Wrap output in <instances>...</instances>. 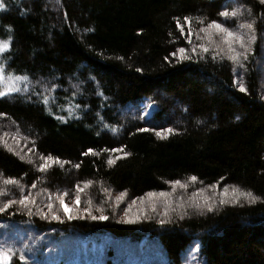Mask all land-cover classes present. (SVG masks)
Masks as SVG:
<instances>
[{
  "label": "trees",
  "instance_id": "1",
  "mask_svg": "<svg viewBox=\"0 0 264 264\" xmlns=\"http://www.w3.org/2000/svg\"><path fill=\"white\" fill-rule=\"evenodd\" d=\"M48 1L0 0L5 6L0 10V40L11 37L10 51L0 54L6 74H27L33 86L36 81L57 85L50 93L55 96L51 113L31 92L0 98L4 114L0 134L8 132L9 140L15 136L14 140L26 141L35 156L28 162L0 144V189L6 193L0 204L20 198L19 189L3 184L9 178L24 186V194L35 195L42 189L57 194L92 180L100 198L107 189L137 199L148 192H167L171 181L196 176L199 184L248 191L255 200L190 213L168 226L151 222L133 226L110 219L61 226L27 216L23 209L13 214L18 205L0 214V222L29 223L39 234L55 229L118 239L158 238L172 261L200 237L205 264H264V75L258 64L264 55V4L260 0H52L53 9ZM236 10L237 17H232ZM222 11L229 17H221ZM184 17L191 18L194 33L213 20L233 30L240 20L254 22L251 34L256 41L244 67L225 56L213 60L214 52L202 50L192 61L179 62L171 53L179 47L191 48L185 40ZM174 18L184 25L183 35ZM192 40L202 43L195 35ZM236 81L246 93L239 91ZM145 101L157 106L151 120L142 118ZM67 104L73 105L74 116L64 123L55 117L68 116L58 107ZM168 127L175 131L167 139L137 130ZM106 148L123 152L102 151ZM88 149L98 155H82ZM41 155L70 163H55L40 172L45 162ZM109 156L115 160L112 165L107 164ZM12 264H19L18 256Z\"/></svg>",
  "mask_w": 264,
  "mask_h": 264
},
{
  "label": "rangeland",
  "instance_id": "2",
  "mask_svg": "<svg viewBox=\"0 0 264 264\" xmlns=\"http://www.w3.org/2000/svg\"><path fill=\"white\" fill-rule=\"evenodd\" d=\"M48 3L53 9L55 8L52 0H49ZM239 23L245 22L240 20ZM208 31L209 33H215L214 29H209ZM243 31L248 32L247 29ZM201 35L205 36V39L201 40V42L208 46L211 52H218L219 55L217 56H225L226 45H221L220 49L215 46V42L220 40L218 34L211 36L212 43H209V38L206 34L201 33ZM254 41H251L248 48L255 43ZM258 64L261 68V74L264 75V55L259 59ZM0 86L4 87L3 85ZM148 103L150 102L145 101L143 103L144 120H151L157 111V106L154 104L152 108L145 107ZM148 112L151 115L145 116V113ZM5 140L17 156H22L28 162L33 161L35 156L29 151L26 141L22 142L13 138L9 140L6 137ZM47 163L49 169L53 162L47 161ZM181 184H187V188L172 184L167 191L170 194L167 197H161L157 193L154 197L145 196L143 200H139L130 199L126 194L122 198L123 202L118 207L116 206V198L120 194L108 191L104 192L102 190L103 198H100V195L97 196V193L94 191V185L92 184L85 188V191L81 194L82 202L76 209L78 218L72 220H68L64 215L63 211L59 208V201L55 199L56 194H53L51 201L54 204L53 211L58 212L63 222L51 219V212L45 207L48 202L46 195H37L35 196L36 204L31 206L33 212L31 217L41 218L44 223H55L61 226L72 225L73 222L77 221L97 222L100 220H92L91 216L86 215L84 209L91 207L93 215H100L99 208L102 206L104 208L103 214L107 215L108 219L122 224L140 226L151 222L156 226H168L172 225L178 218H184V216L190 213L199 214L209 211L208 204L205 203V198L208 196L212 197L208 203L212 205L213 209H217L223 206V204L227 205L236 202L233 197L234 188L229 187L228 195L223 196L224 187L219 185L217 189L213 190L208 188V186L191 180L181 182ZM81 187L83 188L84 184ZM101 188L103 189L104 187ZM200 188H204L205 191L198 192ZM214 191L215 195H213ZM68 192L69 196L66 197V202L72 204L75 188L73 190L69 189ZM7 193L9 192L7 191ZM237 195L239 196V194ZM38 197L40 198L39 200H42L43 197L45 198L40 202ZM221 199L226 200L227 203L221 204ZM244 199L246 198L239 196V202ZM88 200L92 201L91 205L88 204ZM133 200L136 201L134 204L132 203ZM129 204L132 207L126 216L124 209ZM153 205L156 207L155 212L152 211ZM38 208H42L43 212L48 213V219L43 218V214L38 212ZM165 211H167V215H165ZM26 215L29 216L27 212ZM129 219H133L134 222L128 223ZM161 219L165 221L163 225L160 223ZM195 238L197 239L194 240L188 251L186 250V253H182L179 260L172 261L158 238L144 237L140 240L130 238L118 239L109 235L91 236L75 231L65 233L59 230L56 231L55 229L39 234L29 223L8 224L0 222V245L4 246L5 251L7 248H12L13 257L18 256L19 251L22 250L27 257V264H205L199 243L200 237Z\"/></svg>",
  "mask_w": 264,
  "mask_h": 264
},
{
  "label": "snow or ice",
  "instance_id": "3",
  "mask_svg": "<svg viewBox=\"0 0 264 264\" xmlns=\"http://www.w3.org/2000/svg\"><path fill=\"white\" fill-rule=\"evenodd\" d=\"M261 4H264V0H260ZM4 4L0 3V10H2L4 8ZM239 13V10L233 11L231 13L232 17H237ZM219 15L221 17L224 18H228L229 17V13L227 11H222L219 13ZM176 21V26L177 28L180 30V33L183 35L184 34V25L180 23V19L179 18H174ZM184 22L185 24L188 25V33L185 36V40L187 41V43L189 45H191L190 49H187L185 47H179L175 52L171 53V55L173 57H176L178 59L179 62H183L184 60H189L192 61L193 60V55H196L199 57V52L198 50H202L204 53H208L210 51L209 47L206 46L204 43H199V44H194L192 37L193 35L196 36L197 40H204L205 36L201 35V33H204L208 36L209 38V43H212L211 40V36L214 34H218L220 37V40L215 42V46L220 49L221 45H226V52H225V56L226 58L231 61L233 63V65L239 67V68H243L244 67V61L247 60L248 58V52H249V48L248 45L251 43V41L255 40V36L252 35L251 33L254 31L253 28V24L254 22H245V23H239L236 26V30H233L229 27L226 26L225 23H221L218 22L216 20L211 21L210 23L207 24L206 27H201L199 29L198 32L194 33L191 27V18L190 17H184ZM200 24H203L204 21L200 20L199 21ZM209 29H214L215 33H209ZM247 29L248 32H244L243 30ZM11 49V37L9 36V38L7 40H0V54L5 53L7 51H10ZM179 54V55H178ZM217 55H219V53H214L212 56V59L215 60L217 58ZM202 58V57H200ZM224 57H221V59H223ZM167 59V57L165 58ZM6 69H7V64L5 61L0 60V85H3V88H0V98L5 97L7 95H11L14 93H20V94H27V93H32L33 95L36 96V98L39 100V102L41 104H43L46 108V110H48L51 113V107H50V101L51 102H55V96L50 95V93L54 92L57 88V85L52 84L51 86H48L46 84H44L42 81H36V86L32 85L31 82V78L27 75V74H20L17 75L15 73H7L6 74ZM233 71H236V68H233ZM236 83L239 85V91L242 93H246L247 89L243 86V84H240L239 81H236ZM36 87H39L40 90L37 91ZM73 95L75 96L76 93L74 92ZM102 95V93H101ZM31 98V97H29ZM61 110L67 112L68 116H63V115H57L55 118L61 122L66 123L67 119L69 117H73L74 116V112H73V105L71 104H67V105H59L58 106ZM76 109L80 108L79 104H76L74 106ZM145 107L147 108H152L154 107V105L152 103H148L145 105ZM4 115L3 113H0V116ZM97 115L99 116V114L97 113ZM151 115L150 112L145 113V116ZM76 119H80L79 116H75ZM144 118V117H142ZM101 120H103V117H100ZM105 127H108L107 124L104 125ZM140 132H146V131H153L155 133V135L160 138V139H167L169 135L174 133V129L171 127L168 128H160L159 130L153 128V129H149V128H139L137 129ZM111 131H113L114 133L117 131L116 128H112ZM10 135V133L8 132H3L2 134H0V144H3L5 147H7L8 151H12V148L10 146H8L7 141L5 140V137H8ZM99 135V133H98ZM13 139H16L15 136L12 137ZM34 143V142H33ZM29 151L31 152L32 149H29ZM102 151L105 152H110V153H120L123 152L122 148H111V149H103ZM18 154V153H17ZM93 155L96 156L98 155L97 152H95L93 149H88L87 152L82 153V155ZM124 156L129 155L128 153H123ZM21 159H23V157H20ZM119 158V157H118ZM40 159L42 161H45L44 163H41L39 166V171L40 172H45L49 165L47 163V161H52L53 164L55 163H59L61 165L63 164H67L70 163L68 161H61L59 159V157H53L51 155H47V156H40ZM115 163V160L109 156L108 160H107V164L108 165H112ZM75 167L78 169L80 167V164H76ZM191 181L195 182L197 180L196 176H192ZM171 184H175V185H180L182 188H187V184H181V181L179 180H175V181H171L169 182ZM3 184L5 185H13L15 186L17 189H19V192L21 193L20 198L17 199H12L9 198L6 200V202L0 204V214L2 213H7L9 209H13L14 206L18 205L19 207L16 208L13 212V214H15L16 211H20L21 209L27 211V214L29 216L33 215L31 206L36 204V200H35V195H41L42 193L46 195V199H47V203L45 205V207L51 212V219L56 220L58 222H63L61 220L60 215L58 214V212L53 211L54 208V204L51 202L53 199V194L48 192L47 189H42L40 192H37L35 195L29 193L27 195L24 194V186L16 179L13 178H9L3 181ZM84 187H81L80 183H77L75 185V192H74V200L72 204H69L66 202V197L69 196V192L68 191H64L62 193H57L55 195V199L59 201V208L63 211L64 215L67 217L68 220H72L74 218H78V213L76 212V209L80 206L81 202H82V196L81 194L85 191V188L91 186L93 184L92 180H87L83 182ZM37 187V184L35 182H33L31 184V188L35 189ZM208 188H211L213 190L218 188V184H212L209 185ZM105 191H107V189H105ZM205 189L204 188H200L198 189V192H204ZM229 192V187L225 186L222 192L223 196H227ZM5 191L3 189H0V196L5 195ZM239 194V196H243L245 198H247L249 200V202L255 200V197L253 196V194L251 192L248 191H240L239 189L234 188L233 191V197L236 200V202H239V196L237 195ZM148 197H154L157 195V193L155 192H148L146 194ZM159 195L161 197H167L168 195H170L168 192H164L161 191L159 193ZM213 195H215V191L213 192ZM126 196V192H122L120 194V196H118L116 198V206L118 207L120 203H122V198ZM137 199L139 200H143L144 197H138ZM212 197L208 196L205 198V203L208 204V210L212 211L214 210L212 205L210 203H208L209 201H211ZM136 201L133 200L132 203L134 204ZM220 203H227L226 200L221 199ZM88 204L91 205L92 201L88 200ZM132 205L129 204L127 206V208L124 209V213L127 216L128 212L131 210ZM38 212L43 214V218L44 219H48V213L43 212L42 208H38L37 209ZM100 211V215H93L92 214V210L91 207L85 208L84 212L86 213V215L91 216L92 220H100V221H104L107 220L109 217L107 215H104V208L101 206L99 208ZM152 211L155 212L156 211V207L155 205L152 206ZM146 214V213H145ZM165 215H167V211H165ZM128 223H133L134 220L133 219H129L127 221ZM161 225H163L165 223V221L163 219L160 220ZM13 249L12 248H7V250L5 251L4 246L0 245V264H12V260H13ZM18 261L19 264H27V257L25 255V253L21 250L18 253Z\"/></svg>",
  "mask_w": 264,
  "mask_h": 264
}]
</instances>
